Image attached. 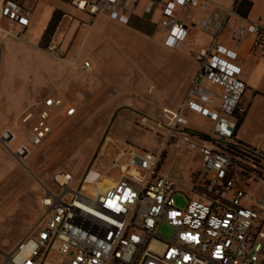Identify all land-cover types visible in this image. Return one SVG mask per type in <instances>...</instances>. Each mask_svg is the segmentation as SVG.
Masks as SVG:
<instances>
[{"label": "built area", "instance_id": "1", "mask_svg": "<svg viewBox=\"0 0 264 264\" xmlns=\"http://www.w3.org/2000/svg\"><path fill=\"white\" fill-rule=\"evenodd\" d=\"M63 1L85 11L86 24L93 25L102 14L129 23V17L123 14L126 0ZM159 3L161 26L168 35L167 44L174 50L181 49L188 34V23L180 14L188 9H215L199 24L212 42L195 54L198 73L182 107L178 111L164 110L163 122L166 145L183 138L188 150L200 154L207 175L204 197H187V206L178 208L174 201L177 184L159 172V155L124 147L109 161L116 143L107 139L93 166L95 178L81 189H70L72 174L54 176L59 191L46 189L39 200L41 223L9 256L11 264H54V255L59 257L58 264H263L264 194L253 196L248 189L251 180L264 182V153L235 136L248 111L244 102L247 86L238 77V54L221 41L226 29L236 24L238 6L223 8L210 0ZM177 6H181L179 15L175 13ZM1 15L26 30L32 10L15 0H3ZM24 32L17 35L24 36ZM247 36L255 38L254 49L264 58V15L235 28L231 40L238 45ZM48 50L59 59L65 53L56 40L51 41ZM77 68L87 71L91 62L86 60ZM217 100L218 112L211 109ZM185 109L209 118L213 129L207 133L184 131L189 125L183 114ZM76 113V108L64 98L47 97L22 120H34L28 143H16L17 136L11 130L2 134V141L5 146H14V155L22 162L49 138L57 122ZM140 126L157 130V125L146 116L141 118ZM119 167V176H109ZM130 169L144 170L146 175L130 176ZM69 193L74 197L65 201ZM164 222L174 229L170 240L158 235ZM154 243L164 249L155 250Z\"/></svg>", "mask_w": 264, "mask_h": 264}, {"label": "rangeland", "instance_id": "2", "mask_svg": "<svg viewBox=\"0 0 264 264\" xmlns=\"http://www.w3.org/2000/svg\"><path fill=\"white\" fill-rule=\"evenodd\" d=\"M1 25L8 33L0 35V264L5 250L22 240L40 221L43 212L39 200L46 189L56 190L53 180L56 174L73 175L72 191L95 178L93 166L107 139L116 143L109 161L124 147L159 155V172L173 178L177 184L174 201L178 208L184 209L189 197H204L207 175L199 157L187 149L185 140L180 138L166 145L164 137L155 136L138 123L141 114L162 123L164 114L141 110L123 116L121 112L126 107L119 104L109 79L93 71H76L72 64V68H65L55 63L64 58L59 59L49 52L52 34L45 35L39 42L28 41L25 32L24 36H18L5 19H1ZM256 72L246 90L250 126L245 130L249 137L264 141V60L258 64ZM58 93L76 106L77 114L57 122L49 138L20 162L14 155V146L3 143L2 134L11 130L17 136L16 143H28V132L34 120L23 123L24 116L42 99ZM139 99L143 102L141 96ZM201 118L195 125L197 128H213L212 121ZM120 120L122 126L117 128ZM190 131L196 132L193 128ZM120 172L119 167L109 176L117 177ZM128 174L144 178L146 172L130 169ZM249 182L248 190L253 196L264 194V182ZM73 197L74 194L69 193L64 200L70 201ZM173 234L174 229L165 222L158 228L162 239L170 240Z\"/></svg>", "mask_w": 264, "mask_h": 264}, {"label": "crops", "instance_id": "3", "mask_svg": "<svg viewBox=\"0 0 264 264\" xmlns=\"http://www.w3.org/2000/svg\"><path fill=\"white\" fill-rule=\"evenodd\" d=\"M2 1L0 0V35L8 33L7 28L2 27L1 19L11 23L15 33L25 31L28 41L39 42L45 35L52 34V41H59L65 49L64 60H56L55 63L65 68H72V64L76 66V71H84L77 67L86 60L90 61L91 68L84 72L101 73L104 79L111 81L110 88H115V97L119 104L126 107L121 112L123 116L141 110L148 111L149 114H164V110L178 111L198 73L199 66L195 60V54L212 42L211 36L205 33L199 24L215 10L214 8L207 12L200 9H188L181 15V6H177L175 13L180 14V18L188 23V34L181 49L174 50L167 44L168 35L161 26L162 10L159 0H126V12L123 14L129 17L128 24L112 20L108 14H102L96 18L93 25L84 22L85 11L63 0H15L25 8L32 10L30 24L26 30L1 15ZM210 1L223 8L237 5L238 11L240 10L235 26L226 29L221 41L238 54L239 58L235 61V65L240 69L238 77L248 88L257 73L258 64L264 58L257 55L253 36H247L236 45L232 42L231 35L238 26L247 24L249 21H257L264 15V0ZM57 16L58 20L55 21ZM50 96L62 97L66 100L60 93ZM139 96L142 97L143 102L140 101ZM245 96L244 102L248 105V111L238 124L235 136L240 142L264 153V141H260L256 136L249 137L246 133L245 129L250 126V104L246 102ZM72 105L76 108L74 104ZM211 109L218 112L220 100H217ZM183 114L189 121V125L183 128L184 131L186 129L190 131L193 128L195 133H207L213 129L205 130L195 126L198 121L202 120L203 116L200 114L190 109H185ZM144 116L157 125V130L150 132L163 138V122L141 114L139 125ZM206 119L210 123L211 120ZM212 124L214 126L213 122ZM121 126L122 121L120 120L117 128ZM193 153L201 160L197 151ZM56 190H58L57 187ZM42 218L43 213L40 221L33 228L41 223ZM22 240L17 244L14 243L9 250H5L2 264H11L9 256ZM58 258L54 255V264H58L56 262ZM64 259L68 261L69 257H64Z\"/></svg>", "mask_w": 264, "mask_h": 264}, {"label": "bare ground", "instance_id": "4", "mask_svg": "<svg viewBox=\"0 0 264 264\" xmlns=\"http://www.w3.org/2000/svg\"><path fill=\"white\" fill-rule=\"evenodd\" d=\"M108 185H109V184H108ZM109 186H110V185H109ZM105 187H107V185H105ZM152 247H153V248H157V250H159V251L163 250V246H159V245H157L156 243H154Z\"/></svg>", "mask_w": 264, "mask_h": 264}, {"label": "trees", "instance_id": "5", "mask_svg": "<svg viewBox=\"0 0 264 264\" xmlns=\"http://www.w3.org/2000/svg\"><path fill=\"white\" fill-rule=\"evenodd\" d=\"M239 12H240V10H239Z\"/></svg>", "mask_w": 264, "mask_h": 264}]
</instances>
